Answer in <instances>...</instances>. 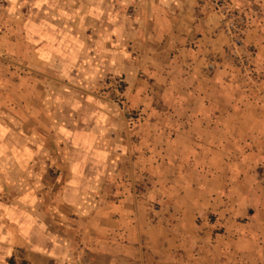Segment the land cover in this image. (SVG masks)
Returning <instances> with one entry per match:
<instances>
[{
	"label": "crops",
	"instance_id": "1",
	"mask_svg": "<svg viewBox=\"0 0 264 264\" xmlns=\"http://www.w3.org/2000/svg\"><path fill=\"white\" fill-rule=\"evenodd\" d=\"M230 1L253 78L203 0H0V264H264V0Z\"/></svg>",
	"mask_w": 264,
	"mask_h": 264
},
{
	"label": "built area",
	"instance_id": "2",
	"mask_svg": "<svg viewBox=\"0 0 264 264\" xmlns=\"http://www.w3.org/2000/svg\"><path fill=\"white\" fill-rule=\"evenodd\" d=\"M210 9L218 15L219 26L227 39L225 53L228 54L242 71L250 72L252 54L244 44V38L249 29L246 10L230 0H203ZM207 70L215 68L214 63L206 66Z\"/></svg>",
	"mask_w": 264,
	"mask_h": 264
},
{
	"label": "rangeland",
	"instance_id": "3",
	"mask_svg": "<svg viewBox=\"0 0 264 264\" xmlns=\"http://www.w3.org/2000/svg\"><path fill=\"white\" fill-rule=\"evenodd\" d=\"M118 6L119 5H116V9L118 8ZM131 8V7H130ZM242 8V7H241ZM132 9V8H131ZM226 48V47H225ZM224 56L226 57V60H228L229 61V63L234 67V68H236L237 69V71H238V73H239V75L241 76V75H247L248 77H255L256 75H255V73H254V66L253 65H251V67H253V70L252 71H248V72H245V71H242L240 68H239V66L236 64V62L234 61V59H232L228 54H226L225 53V49H224ZM18 55V54H17ZM14 59V58H16L17 56L16 55H9V54H0V62L1 61H3L4 63H7V62H9V63H11V60H12V58ZM215 68H216V66H215ZM249 83H252L251 81H249ZM110 84V85H109ZM108 84V91H113V94H114V97H111L113 100H117L118 101V94H117V92L119 91H122L123 90V85L121 84V82L117 79V78H115V80H110V83ZM137 112H131L130 114H129V116L132 118V119H135V118H137L138 116H137ZM52 168H54V166H52Z\"/></svg>",
	"mask_w": 264,
	"mask_h": 264
}]
</instances>
